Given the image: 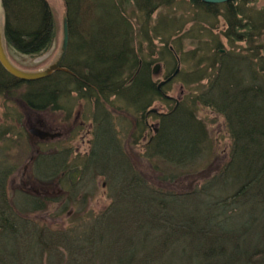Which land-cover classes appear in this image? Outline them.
Here are the masks:
<instances>
[{
    "label": "trees",
    "instance_id": "16d2710c",
    "mask_svg": "<svg viewBox=\"0 0 264 264\" xmlns=\"http://www.w3.org/2000/svg\"><path fill=\"white\" fill-rule=\"evenodd\" d=\"M83 1L64 0L69 34L75 39L64 67L73 74L79 71L80 77L56 73L26 85L28 90L21 98L31 107L34 104L36 109L51 111L64 109L62 101L71 97L73 101L95 102L93 147L82 157L80 166L84 174L105 181L112 204L98 219L68 234L46 228L31 231L29 227L34 225L28 221L21 230L26 236L24 251L42 247L40 251L45 249L49 260L53 253L58 260L61 255L54 245H61L70 261L84 264L96 258L116 264L117 255L130 251L134 255L117 264H143L147 260L158 264H264V8L256 10L250 0L219 5L193 0H92L82 9ZM2 4L7 45L22 55L45 51L56 36V23L46 0H2ZM160 9L166 14L151 25L152 15ZM181 9L191 13L192 21L207 24V32L215 30L220 19V35L230 47V52H222L220 42L210 36V44L198 45L187 53L197 61L196 69L175 79H184L188 85L206 79V88L190 97L191 106L182 102L160 118L157 134L143 155L149 162L178 169L170 179L192 171L198 160H203V152L211 150L212 142L189 107L200 103L221 115L230 140L227 161L214 176L186 194L157 190L135 172L116 147L114 122L107 119L111 113L100 107L104 102L112 111H117L116 103L123 105L122 110L132 106L138 133L133 141L140 142L142 115L161 99L151 76L155 41L161 45L158 62L173 67L174 54L182 51L185 41L194 44L203 32L198 28L184 31L185 20L183 23L175 16ZM94 10L95 19L88 23ZM86 39L93 41L84 48ZM236 45H242L241 51ZM43 156L36 158V170L43 169L37 178L48 182L57 177L58 184L62 183L71 156L54 168V163L42 161L47 157ZM4 161L0 152L2 264H29L30 255L12 256V245L23 239L19 232L13 233L19 223L13 211L19 205L2 198L9 178ZM19 209L25 212L23 206ZM2 228H9L11 235ZM45 232L51 240H46Z\"/></svg>",
    "mask_w": 264,
    "mask_h": 264
},
{
    "label": "rangeland",
    "instance_id": "374dc122",
    "mask_svg": "<svg viewBox=\"0 0 264 264\" xmlns=\"http://www.w3.org/2000/svg\"><path fill=\"white\" fill-rule=\"evenodd\" d=\"M91 1L92 0H84L81 5L82 9H85L87 7L86 5ZM46 2L56 23V36L47 53L40 54L37 57H30L28 55L17 53L7 45L3 25V38L6 45V54L8 55L11 64L23 72L36 73L46 69V67L56 58L60 49L62 39L61 21L65 12L64 0H46ZM250 6L254 7L256 10L264 8V0H250ZM86 12L90 13L91 11L87 9ZM93 14L94 15L90 18L88 23H93L95 19V10L93 11ZM97 14L98 13H96V16ZM165 14L166 11L161 9L156 12L152 18L151 25L158 20L160 15ZM175 16L182 18L181 22H183L182 20H185L186 25L184 31L187 29L198 28L203 32L194 41V44L191 43L189 45V43L185 41L182 51L175 53L176 55L174 54L175 65L173 67L172 65L166 67L162 62H158L157 52L161 45L158 41H155L156 51H154L155 54L152 57V59L155 60V63L151 65V70H153V67L155 66H159L160 69L153 70L151 76L152 81L156 83L157 87L160 85L158 90L161 92V99L152 103L151 107L142 115V117H144V130L139 137L140 142L134 144V136L138 135V133L135 129L134 120L136 119L137 114H135L136 111H134L132 106H128V108L125 107L126 109L124 108L122 110L123 105L121 103H116L118 104L117 111L109 109L107 104L100 107H102L101 109H104L103 112L108 111L111 113L107 119L114 122L112 126L115 127V134L118 139L116 147L119 148L125 155V158L129 160L131 167L135 172L139 173L149 186L157 190H161L164 193L172 192L186 194L190 193L203 182L214 176L218 169L227 161L230 140L227 134L224 118L221 115L216 114L200 103L195 104L194 108L189 107L194 110L197 120L203 124V128L207 131L212 142L211 150L209 149V151L207 150L203 152V160H198V164L193 166L192 171L177 174V177L170 179V175L177 173L175 171H178V169H173L161 162H149L143 155L145 154L146 146L150 144L152 138L157 134L160 127V118L165 117L171 109L178 107L182 102L186 103L184 105L191 106V104L188 103L190 97L194 94L197 96L199 90H205L206 88V79H203L199 83L189 82V85L185 83L186 81L184 82V79H175L178 74L186 77V75L192 73L194 69H196L197 61L190 58L188 54L198 45L200 47L204 43L210 44L211 39L220 42L222 52H230V47L220 35L221 30L223 29V22L220 19L218 26L216 25L217 28L215 30L212 29V31L208 29L207 32L204 27L207 24L192 21L191 13L188 14V12H182L181 9L176 12ZM68 42L69 48L71 49L70 45L75 42V39L69 34V25ZM235 47L240 51L241 48H243L242 45H236ZM71 52L72 50L70 51V55H72ZM168 69H173V71L171 70L172 75L170 76H168L170 73V71L168 72ZM1 70L7 75L3 74ZM69 73L71 74V72L68 71V75ZM51 76L52 74L36 80H21L8 73L2 64H0V148L1 146L3 148L0 150L1 162L7 159H20L21 161H24L22 164L23 167L21 166L16 173L9 175L10 179L5 184L7 194L11 193L12 190L15 191L26 188L30 193L37 197L45 195V197L49 199V203H46L48 208L45 213L40 212L36 214L35 211L27 213L21 211L18 207L14 208L13 212L16 213V218L19 223H16V230L15 232L13 231V233L17 234V232H19L20 237L23 240L20 243L19 237L12 235L15 239L19 240V244L14 243L12 245V256L22 254L27 257L30 255L32 261L29 264H84L83 261H77L75 263L70 261L68 257H66L65 252L62 251L64 247L61 245H58L57 247L54 245L56 248L55 252L58 256L61 255V259H58L60 262H57L58 257L54 253L52 257L50 256L49 260L46 257L47 254H44L45 249L40 251L42 247H39V249H33L29 253L27 250L24 251L25 246L22 244V242L25 241L26 236L21 234V230H24L23 225L25 226L28 221L34 225V227H29L31 231H33L32 228H34V231L35 229L39 231L40 229L46 228L47 231L68 234L73 231L76 232L78 228H82L78 226H84V224H89L91 221L98 219L112 204V200L109 198L108 186H106L105 181L102 178L95 180L90 175L84 174L82 167L80 166L83 155H85L87 151L89 153L90 149H88L87 146L88 142L91 143L94 138L93 129L96 127L92 126V121L93 115L96 112L94 111L95 102L91 103L89 101L85 102L77 99L73 101L75 98L71 97L72 100L62 101L61 105L64 109L51 111L49 109H36L34 104L31 107L28 103H24L22 100V95L28 90L26 85L46 80ZM172 76L173 79L171 78ZM9 77L15 81L9 79ZM170 78L171 80L166 82V80H169ZM20 82L23 83V85H21ZM164 99L168 100V102L165 103ZM32 103L36 102L32 101ZM138 117L140 120L142 119L140 115H138ZM94 121H96V119ZM34 128L38 130L44 129L50 134L58 133L61 135V141L57 139L56 141L48 142L49 145L46 146L47 149L45 147L43 148L45 151L43 157H49L53 153L54 155L59 153L62 156L65 152H63L61 148H67L66 151H75L74 153H76L77 156L73 154L68 161L69 168L63 174L64 183L62 182L58 184L57 177L54 181H50L45 185H36L31 182V178L33 177L32 168H30L31 162L34 157L40 153L41 148V142L36 140V136L33 137V135H31L30 130L32 129L31 131H33L35 130ZM22 135L24 139L21 141V146L23 147V145L26 144L29 146L27 150L28 152L26 153L27 156L22 159V148L19 147L20 149L17 151H14V149L10 151L12 153L15 152L14 154L16 155V158H9L7 153L9 149L7 147H10L9 145ZM154 164H156V167ZM76 170H80L81 174L74 180L73 178L76 177ZM2 229L3 233L11 235L12 232L9 228ZM45 233L46 240L50 239V233ZM139 243L142 244V242ZM135 249L136 247H134V250ZM39 251L41 255L39 254ZM46 252L48 255H50V253L52 254V251L46 250ZM133 255L134 253L131 251L130 254L127 252L125 254L117 255L118 258L116 259V264L119 263V261L127 262L128 258ZM2 261L3 257H1L0 253L1 264ZM172 262H174V259ZM22 264L28 263L22 262ZM88 264L113 263H111V261L108 263L106 260L96 258V260L94 259L93 262H89ZM143 264L158 263L157 261L152 262L147 260Z\"/></svg>",
    "mask_w": 264,
    "mask_h": 264
},
{
    "label": "bare ground",
    "instance_id": "6f19581e",
    "mask_svg": "<svg viewBox=\"0 0 264 264\" xmlns=\"http://www.w3.org/2000/svg\"><path fill=\"white\" fill-rule=\"evenodd\" d=\"M2 1V0H1ZM233 1V0H232ZM3 5V4H2ZM3 8H4V6H3ZM159 11V10H158ZM158 11H156V12H158ZM156 12L152 15V17H151V21H152V18L154 17V15L156 14ZM3 13H5V10L3 9ZM64 14L66 15V18H67V20H68V12H67V10H66V7H65V12H64ZM4 18H5V16H4ZM2 23H3V25H4V23H5V21L3 20L2 21ZM67 25H68V22H67ZM90 40L88 39H86V42H88L87 43V46H85L84 48H86V47H88V46H91L92 45V41H93V39H91V42H89ZM53 43V41L51 42V44ZM89 43H90V45H89ZM49 45L48 46V48L45 50V51H43V52H39V53H37V54H31V55H28V56H30V57H37V56H39L40 55V53H42V54H45V53H47L48 52V50L50 49V47L52 46V45ZM67 49H66V54H65V56H64V59H63V61L61 62V65L60 66H58L57 68H56V70H55V72H53L52 73V75H54V74H56V73H63V74H65V75H68V69H66L65 67H64V61H65V59H66V57H67V54H68V50H69V42H67ZM60 50V49H59ZM47 51V52H46ZM45 52V53H44ZM7 57H8V55H7ZM8 60L10 61V59L8 58ZM54 61V60H53ZM52 61V62H53ZM51 62V63H52ZM10 63H11V61H10ZM50 63V64H51ZM49 64V65H50ZM48 65V66H49ZM156 67H158V69H160V67L159 66H155V67H153V69H156ZM69 72H71V71H69ZM89 72H90V74L89 75H91V71H90V69H89ZM69 75H71V76H75L76 78L77 77H80V75H81V73L78 71V72H76V74H73L72 72H71V74L69 73ZM85 75H87V74H85ZM126 86V85H125ZM106 102H104V104H105ZM35 129V128H34ZM32 130V129H31ZM30 130V132H31V135H33V137L34 136H36V140L37 141H40L41 142V148H40V153L39 154H37L35 157H34V159L32 160V162H31V167L30 168H32V174H33V177L31 178V182L32 183H35L36 185L37 184H39V185H45V184H47V183H49L50 181H54V179L56 178H52L51 180H48V182H45V181H41L39 178H37V176H39L40 174H41V172H42V168H40V169H38V170H36V166L38 165V159L36 160V158H40L42 155H44V154H42V151H43V148L45 147L46 148V146L47 145H49L48 144V142H52V141H56L57 139H61V135L60 134H58V133H55V134H50V133H47V131L46 130H44V129H40V130H38V129H35V130H33V131H31ZM38 131H40V132H38ZM22 139H24V137H23V135L21 136V137H19L18 139H16L15 141H13L12 142V144H10L9 146H10V150H8V157L9 158H11V157H13V158H16V155L14 154V153H12V152H10V151H12L13 149H14V151H17L18 149H20L19 147H21L22 148V152H21V157H22V159L23 158H25L26 156H27V150H28V148H29V146H28V144H26V145H23V147L21 146V141H22ZM42 140V141H41ZM61 141V140H60ZM93 143V142H92ZM92 143H90V142H88V149H91L92 147H93V144ZM47 149V148H46ZM61 150H63V152H65L62 156H61V154H59V153H56V155H54V153L53 154H51L49 157H46V158H43L42 159V161H44V163H50V164H52V163H54L53 164V167L52 168H54L56 165H58V161L60 160L61 162L62 161H65L67 158L69 159V156H73V154L74 155H76V153H74L75 151H66L67 150V148H61ZM60 150V151H61ZM24 151V152H23ZM57 152H58V150H57ZM88 154V151H87V153L85 154V155H87ZM67 155V156H66ZM85 155H83V157L85 156ZM77 156V155H76ZM5 162V164L7 165V168L9 169V172H8V175H10V174H14V173H16L17 171H18V169L22 166V164H23V160L21 161L20 159L19 160H15V159H7V160H5L4 161ZM23 167V166H22ZM78 171V170H77ZM80 174H81V171L79 170L78 171ZM79 174V175H80ZM77 177L78 176H76V177H74L73 179L75 180V179H77ZM9 179L10 178H8V181H9ZM13 191V190H12ZM11 191V193H8V194H6V195H2V198H7L8 199V201H11L10 203H13V205L14 206H17V205H19V208L20 207H22L23 206V208L25 209V212H27V213H32L31 211H35L36 212V214L37 213H40V212H42V213H45L46 212V210H44V209H46V208H48L47 206H45V208H44V206H43V202L44 201H49V199L48 198H46L45 197V195H40V197H37L36 195H33L32 193H30L29 192V190H27L26 188L25 189H18V190H15V191H13L12 192ZM7 193V192H6ZM45 194V193H44ZM49 216H50V214H49ZM34 221V220H33Z\"/></svg>",
    "mask_w": 264,
    "mask_h": 264
},
{
    "label": "water",
    "instance_id": "95a60500",
    "mask_svg": "<svg viewBox=\"0 0 264 264\" xmlns=\"http://www.w3.org/2000/svg\"><path fill=\"white\" fill-rule=\"evenodd\" d=\"M193 1H198L203 4H208V5H218V4H224L227 2H230L232 0H193ZM3 18H4V13H3V5L2 1L0 0V64L5 68V70L13 75L14 77L21 79V80H36V79H41L44 77H47L51 75L53 72H55L56 68L61 65V62L64 59V56L66 54V49H67V42H68V25H67V19L66 15L64 14L62 17L61 21V27H62V39L60 43V50L54 59V61L46 67V69L36 72V73H28V72H23L17 68H15L10 61L8 60L7 54H6V48H5V42L3 38ZM158 67H156L155 70H157ZM173 78V76L171 77ZM166 80V82L170 81ZM160 86V85H159ZM80 173L76 171V176H78Z\"/></svg>",
    "mask_w": 264,
    "mask_h": 264
}]
</instances>
